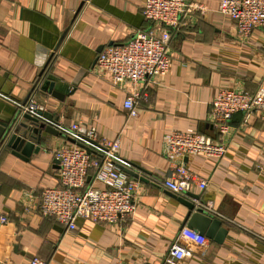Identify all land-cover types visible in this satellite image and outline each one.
Masks as SVG:
<instances>
[{
	"label": "crops",
	"instance_id": "crops-1",
	"mask_svg": "<svg viewBox=\"0 0 264 264\" xmlns=\"http://www.w3.org/2000/svg\"><path fill=\"white\" fill-rule=\"evenodd\" d=\"M200 1L208 9L204 15L183 18L169 30L168 70L153 82L118 86L96 67V57L149 28L144 0H0L1 264H26L34 255L47 264H167L171 243L189 221L183 200L227 231L222 242L207 237L202 247L186 243L180 264H264V122L253 115L243 124V114L235 112L223 135L209 118L218 89L264 88V35L254 28L240 36L231 17L218 10L220 0ZM135 90L141 91L138 114L126 118L123 101ZM30 101L65 126L77 122L94 127L99 137L118 139V164L138 174L131 216L112 224L80 219L67 230L39 213L40 191L60 184L54 150L73 142L55 127V134L42 131L40 143L26 151L8 144L9 134L27 122L19 106ZM186 128L214 140L223 135L228 150L220 161L184 157L208 185L179 195L153 178L171 173L166 135ZM92 172L89 184L102 188Z\"/></svg>",
	"mask_w": 264,
	"mask_h": 264
},
{
	"label": "built area",
	"instance_id": "built-area-1",
	"mask_svg": "<svg viewBox=\"0 0 264 264\" xmlns=\"http://www.w3.org/2000/svg\"><path fill=\"white\" fill-rule=\"evenodd\" d=\"M207 10L200 0H144L141 13L150 22L149 28L134 32L123 43L104 47L97 54L96 67L109 72L113 83L118 86L125 81L134 86L155 81L168 70L170 64V28L177 27L183 18L202 16ZM218 10L231 17L240 36L247 37L254 28H259L264 35V0H220ZM140 95L141 91L135 90L124 98L126 118L137 116V98ZM19 107L21 112H34L38 109L34 101ZM235 112L243 114V124L253 115L259 116L264 122V88L259 87L254 92L234 87L218 89L210 101L209 118L221 134L227 133L229 120ZM56 128L73 143L60 145L54 150L60 184L40 191L37 204L39 213L54 217L67 230L74 229L80 219L112 224L131 216L136 209L139 182L119 167L118 139L99 137L94 127H86L77 122L66 126L57 122ZM223 135L219 140H214L192 128L169 132L166 135V155L172 160L171 173L169 177L153 178V182L179 195L192 186L201 189L207 187L208 180L190 171L182 159L200 154L222 160L228 150ZM78 142L88 146L90 151L78 145ZM89 170H93L90 175L92 182L103 184L102 188L89 184ZM0 221H6V217L0 216ZM207 241L205 235L182 226L164 262L180 264L178 260L187 252L186 243L202 247ZM26 264L47 262L34 255ZM106 264L150 263L117 260Z\"/></svg>",
	"mask_w": 264,
	"mask_h": 264
},
{
	"label": "water",
	"instance_id": "water-1",
	"mask_svg": "<svg viewBox=\"0 0 264 264\" xmlns=\"http://www.w3.org/2000/svg\"><path fill=\"white\" fill-rule=\"evenodd\" d=\"M45 85L47 86V84ZM45 85H43V88H45ZM50 92L54 96L59 97L58 92L52 90H50ZM23 117L27 122H21L22 130L19 133L12 132L7 138V143L11 144L13 148L22 146L24 151H26L33 147L34 143H40L42 131L53 134L57 132V130L55 129L57 121L54 119L53 114L50 112L36 109L34 112H25L23 114ZM71 141L73 142V140ZM89 141L93 143L92 140ZM78 145L84 147L87 151H90V148L83 143L78 142ZM38 149L39 146H36L35 151H38ZM119 167L128 176L131 175L133 176V178L138 179V174H136L132 170L121 165H119ZM139 179L143 181L146 180L142 177ZM180 200L183 199L180 198ZM183 202L186 203L187 207L189 208V221L187 223V227L195 229L200 234H203L216 242H222L227 230L221 226L220 221L217 218L209 215L202 207L199 206L198 208L194 209V205L190 202H187L185 200H183Z\"/></svg>",
	"mask_w": 264,
	"mask_h": 264
}]
</instances>
